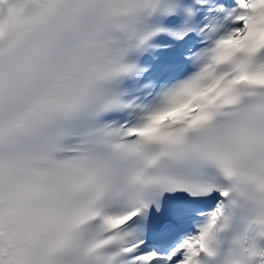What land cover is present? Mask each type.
<instances>
[{
	"label": "snow or ice",
	"instance_id": "6c2138e0",
	"mask_svg": "<svg viewBox=\"0 0 264 264\" xmlns=\"http://www.w3.org/2000/svg\"><path fill=\"white\" fill-rule=\"evenodd\" d=\"M0 264H264V0H0Z\"/></svg>",
	"mask_w": 264,
	"mask_h": 264
}]
</instances>
